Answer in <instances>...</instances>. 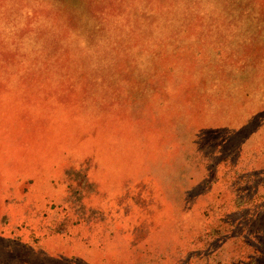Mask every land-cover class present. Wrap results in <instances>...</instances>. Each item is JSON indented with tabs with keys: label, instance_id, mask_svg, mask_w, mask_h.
<instances>
[{
	"label": "rangeland",
	"instance_id": "obj_1",
	"mask_svg": "<svg viewBox=\"0 0 264 264\" xmlns=\"http://www.w3.org/2000/svg\"><path fill=\"white\" fill-rule=\"evenodd\" d=\"M0 264H264V0H0Z\"/></svg>",
	"mask_w": 264,
	"mask_h": 264
},
{
	"label": "trees",
	"instance_id": "obj_2",
	"mask_svg": "<svg viewBox=\"0 0 264 264\" xmlns=\"http://www.w3.org/2000/svg\"><path fill=\"white\" fill-rule=\"evenodd\" d=\"M85 43L92 46L94 43H96L95 37L93 36V38H91V39L90 38L86 39ZM84 65H85L88 72L93 70V69H96V67H98V66H95V64H94L91 68L90 63L87 64L86 62H84Z\"/></svg>",
	"mask_w": 264,
	"mask_h": 264
}]
</instances>
